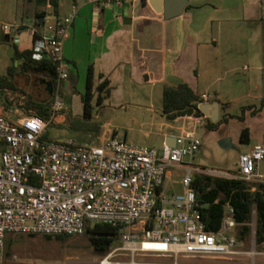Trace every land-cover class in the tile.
Segmentation results:
<instances>
[{"label":"crops","instance_id":"0c3cea01","mask_svg":"<svg viewBox=\"0 0 264 264\" xmlns=\"http://www.w3.org/2000/svg\"><path fill=\"white\" fill-rule=\"evenodd\" d=\"M45 5L50 7L49 3ZM73 10L76 15L62 44L68 75L62 83L65 110L59 120H64L66 112L81 116V96L91 67V114L101 127L98 137L76 134L78 139L73 140L97 142L113 131L119 138L132 142L135 138L131 123H149L156 129V145L151 147L157 149L164 143L173 146L175 136L183 131L192 130L196 135L199 129L201 136H196L200 145L228 138L225 148L237 145L239 154L254 144L264 146V0H186L182 12L169 18L162 11V0H126L122 5L102 8L88 0H75L70 10L63 13L58 0L57 15L45 12L63 17ZM34 19L19 23L15 34L0 32V75L14 65L13 46L28 49L31 29L36 28ZM26 75L18 73L12 80L27 90L18 83ZM47 79L41 78L37 99L52 85ZM102 82L105 85L98 89ZM179 84L187 85L199 97L206 94L203 103L218 104L208 109L214 120L209 115L198 120L193 108L168 119L162 111L163 88ZM233 99L240 104L239 113L229 111ZM106 108L128 110L131 115L104 121L102 112ZM0 112L13 115L1 108ZM243 128L247 130L246 142L240 141ZM138 132L140 139L152 135L141 129ZM197 152L186 161L203 168L199 166ZM176 170L181 176V169ZM169 174L170 170L165 179Z\"/></svg>","mask_w":264,"mask_h":264},{"label":"built area","instance_id":"2783aa9c","mask_svg":"<svg viewBox=\"0 0 264 264\" xmlns=\"http://www.w3.org/2000/svg\"><path fill=\"white\" fill-rule=\"evenodd\" d=\"M88 1L102 8L126 0ZM75 15L76 10L63 17L46 13L40 29H31V58L54 65L48 119L0 112V264L9 233L79 235L94 223L116 227L121 248L132 254L236 253L231 232L237 223L229 204L215 232L205 230L199 218L201 205L196 203L191 181L194 172H208L186 161L200 146L192 130L175 136L173 146L164 143L159 149L126 141L113 131L97 142L46 137V127L59 123L65 110L62 83L68 74L62 44ZM18 26L0 23V32L15 34ZM206 99V94L200 95L196 110ZM205 118L203 113L197 116ZM262 160L264 146L254 144L238 155L237 173L217 174L264 182V175L254 171ZM171 169H181L183 189L166 195L162 185ZM116 249L99 264H110Z\"/></svg>","mask_w":264,"mask_h":264},{"label":"trees","instance_id":"16d2710c","mask_svg":"<svg viewBox=\"0 0 264 264\" xmlns=\"http://www.w3.org/2000/svg\"><path fill=\"white\" fill-rule=\"evenodd\" d=\"M36 2L39 5L49 3L52 13L57 15L58 0H36ZM45 14L46 12L43 9L35 12L33 24L36 28L41 25L37 23V18L39 16L44 17ZM12 61L14 65L7 67L6 73L0 75V108L6 113H24L47 120L49 117V100L46 102L39 101L30 91L16 85L12 78L18 73L43 74L53 83L55 78L54 65L47 59L34 60L31 58L29 49L20 50L16 46H13ZM91 77L92 71L89 67L86 75L85 91L81 96L83 103L81 116H71L66 112L62 122H51L49 125L72 134L90 133L95 137L99 136L100 124L92 120L91 114V100L93 97ZM104 85L105 82H102L97 88L102 89ZM99 100L100 98L97 97V102ZM197 100H199V96L193 94L192 90L185 84H179L175 87L164 86L162 111L168 119H172L189 112L191 108L196 109L195 101ZM195 114L200 115L201 112L196 110ZM238 117L241 118V116ZM208 125L213 126L215 123H208ZM240 141H247L246 128L241 130ZM201 169L205 170V168ZM191 187L194 191L196 203L201 205L199 218L204 224L205 230L215 232L219 229L224 215V206L229 204L233 208L234 220L237 223L236 237L241 240L252 230L250 222L254 210V243L256 247H261L264 243V182L246 181L196 171L192 176ZM84 233L88 234L94 249L100 252H106L112 243L118 239L116 227L106 223H94L91 227L88 226ZM54 237L63 240L67 235H55ZM46 238H51V236L46 235ZM9 245L8 238L5 240L4 249H7Z\"/></svg>","mask_w":264,"mask_h":264},{"label":"rangeland","instance_id":"374dc122","mask_svg":"<svg viewBox=\"0 0 264 264\" xmlns=\"http://www.w3.org/2000/svg\"><path fill=\"white\" fill-rule=\"evenodd\" d=\"M75 0H59L60 13L70 10L71 5ZM78 3L83 0H76ZM45 10L51 13V6L38 4L36 0H0V23H30L35 18V12ZM52 17V14L51 16ZM54 17V16H53ZM47 22V20L44 19ZM49 21V20H48ZM43 74L29 73L26 76H21L18 83L26 87L28 91L36 98L39 92V82ZM47 78V77H46ZM49 81V79H47ZM234 98V97H232ZM64 100V98H63ZM65 103V101H64ZM65 105V104H64ZM229 111L231 113H239L240 104L236 100L229 102ZM131 115L129 111L106 108L102 112L104 121L113 119V117L121 115ZM134 128V138L132 143L155 146V127L149 123L142 126H136L131 123ZM150 131V138L143 139L139 137L138 130ZM121 133V130H119ZM196 135L201 136L200 129ZM47 138L61 139H78L76 134H67L61 129L52 125L46 127ZM89 141V140H84ZM94 142L93 140H90ZM197 156L199 166L211 171L212 175L221 173H237L238 170V155L241 152L237 145L222 148L218 143H203L199 146ZM196 154V153H195ZM259 173L264 174V160L258 163L254 169ZM179 170L171 169L170 174L166 177L162 191L169 195L182 191ZM250 222L251 232L243 239L238 240L236 232H231L236 237V253L229 255H214V254H178L177 256L163 253L152 252H135L132 254L128 249H123L119 239L115 240L111 247L106 252H100L92 246L89 236L86 233L79 235H67L63 240L57 239L54 236L46 238V235L41 234H25V233H9L6 239L9 238L10 245L4 249L3 264H99L103 256L107 255L113 248H118L114 251L109 259L110 264H264V244L261 247H256L254 243V214Z\"/></svg>","mask_w":264,"mask_h":264},{"label":"water","instance_id":"95a60500","mask_svg":"<svg viewBox=\"0 0 264 264\" xmlns=\"http://www.w3.org/2000/svg\"><path fill=\"white\" fill-rule=\"evenodd\" d=\"M186 4V0H162V11L164 13V16L166 18L178 15L182 12L183 7ZM37 23L42 24L43 18L39 16L37 18ZM52 92V86L49 85L47 88L44 89L43 94L40 96L39 101L41 102H46L49 100ZM217 103L215 102L214 104L212 103H201L198 107L197 110L201 111L205 115H209L212 120L214 118L212 117V113L209 112L208 109H214L217 107ZM220 147L225 148L226 145H228V138H223L220 141L217 142Z\"/></svg>","mask_w":264,"mask_h":264},{"label":"flooded vegetation","instance_id":"af4514ba","mask_svg":"<svg viewBox=\"0 0 264 264\" xmlns=\"http://www.w3.org/2000/svg\"><path fill=\"white\" fill-rule=\"evenodd\" d=\"M49 85H50V84H49ZM42 94H43V93H42ZM42 94H41V95H42Z\"/></svg>","mask_w":264,"mask_h":264}]
</instances>
